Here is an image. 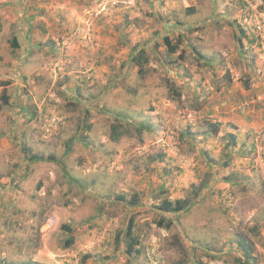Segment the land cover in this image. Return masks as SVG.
<instances>
[{
  "label": "rangeland",
  "instance_id": "1",
  "mask_svg": "<svg viewBox=\"0 0 264 264\" xmlns=\"http://www.w3.org/2000/svg\"><path fill=\"white\" fill-rule=\"evenodd\" d=\"M250 5L264 14V0H0V264H244L250 251L264 264ZM164 198L191 205L163 212ZM130 215L128 254L115 235Z\"/></svg>",
  "mask_w": 264,
  "mask_h": 264
},
{
  "label": "trees",
  "instance_id": "2",
  "mask_svg": "<svg viewBox=\"0 0 264 264\" xmlns=\"http://www.w3.org/2000/svg\"><path fill=\"white\" fill-rule=\"evenodd\" d=\"M240 28L242 29L243 27L240 26ZM242 33L244 32L243 30H240ZM11 45L14 47H18V39L16 37H12L11 38ZM163 42L166 46V48L168 49L169 52H174L177 49V44H172L171 40L169 39L168 36L164 35L163 36ZM133 49V53L131 55V61H133L135 63V65L137 66V73L138 74H142L144 73L145 69H144V65L147 63V57L145 56V49H143L142 47L137 48V45H134L132 47ZM132 52V50H131ZM171 82V81H170ZM169 91L171 93H173L175 95L176 99H179L181 93L180 91H177V89L172 86V84L170 83L169 86ZM8 95L6 94V89H2L1 94H0V99L2 100L3 103H7L8 102ZM212 127V132H216L217 128H218V123H213L211 124ZM143 128H148L149 130H151V126H149L148 124L146 125H140ZM119 127L116 125H111V132L110 135L112 136L113 139H117V137L120 135V129H118ZM228 136L230 137L229 140V144H236L235 142V137L234 135H232L231 133H228ZM25 151V150H24ZM26 153V151H25ZM26 158L28 161L34 162V161H55L56 157L52 154H42V153H34V152H27L26 153ZM203 185V183H202ZM201 185V186H202ZM196 192V191H195ZM190 199L188 198H178L175 200H171L168 198H164L160 201V203H158V205L156 206V208L160 211L163 212H167V213H178V212H182L184 211L186 208H189V206L191 205L190 203ZM130 205H133L132 203H129ZM157 225L161 226L162 225V220H158L157 221ZM168 225H170V223H168ZM63 229L65 231H68L71 233V228L68 227L67 225H62ZM124 237H120V234H116L115 238L117 240V242H119L121 240V242H124L125 245V250L126 253L131 254L133 251H135V247L138 244V236L136 233H133V216L130 215L127 219L125 228H124ZM73 242V237L70 235L67 237V239L65 240V245H69ZM246 251L249 250L248 245H244ZM251 252V251H250ZM250 252H246V257L243 260L244 264H258L257 263V258L252 255ZM88 257V255H84V258ZM34 264V263H32ZM200 264H212V263H200Z\"/></svg>",
  "mask_w": 264,
  "mask_h": 264
},
{
  "label": "crops",
  "instance_id": "3",
  "mask_svg": "<svg viewBox=\"0 0 264 264\" xmlns=\"http://www.w3.org/2000/svg\"><path fill=\"white\" fill-rule=\"evenodd\" d=\"M253 33V32H252ZM256 35V34H255ZM249 38H252V36H248ZM264 61H261L260 60V63L258 64L259 65V68H257V71H258V77H257V82L254 84V87L252 90H253V93L254 95H251L249 96V98H247L248 100V105H245L243 106V109L245 108V113L251 117L252 121H256L257 122V125L259 123V114L258 115H253V113L255 112L254 108H255V105L257 104H264ZM256 93V94H255ZM252 97L254 98H258L257 100H255L254 102H251V99ZM250 102L254 105V108H253V105L250 104ZM258 108V106H257ZM263 108H264V105H263ZM262 108V109H263ZM259 117V118H258ZM253 122L251 123H248V128H251V126H253Z\"/></svg>",
  "mask_w": 264,
  "mask_h": 264
},
{
  "label": "built area",
  "instance_id": "4",
  "mask_svg": "<svg viewBox=\"0 0 264 264\" xmlns=\"http://www.w3.org/2000/svg\"><path fill=\"white\" fill-rule=\"evenodd\" d=\"M255 7L250 5V11L244 16L243 24L252 28V30L260 36H264V14L257 15L256 11H254ZM261 37V38H262ZM52 219L50 223H52Z\"/></svg>",
  "mask_w": 264,
  "mask_h": 264
}]
</instances>
